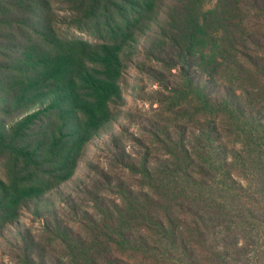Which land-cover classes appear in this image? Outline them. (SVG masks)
Here are the masks:
<instances>
[{
	"label": "trees",
	"instance_id": "trees-1",
	"mask_svg": "<svg viewBox=\"0 0 264 264\" xmlns=\"http://www.w3.org/2000/svg\"><path fill=\"white\" fill-rule=\"evenodd\" d=\"M208 2L0 0L7 264H264V0Z\"/></svg>",
	"mask_w": 264,
	"mask_h": 264
},
{
	"label": "rangeland",
	"instance_id": "rangeland-1",
	"mask_svg": "<svg viewBox=\"0 0 264 264\" xmlns=\"http://www.w3.org/2000/svg\"><path fill=\"white\" fill-rule=\"evenodd\" d=\"M214 1L215 0H209L208 7L213 5ZM129 63V66H127L124 71L122 82L125 103L121 107L119 124L112 125V128H114L113 132L119 129L120 124H124L130 127V130L138 132L137 123H139V121L143 122L152 119L155 114L154 109L161 106L160 100L165 99L162 94L168 93L157 80H153V77H151L149 73H143L139 71L132 62ZM175 72L176 71L173 70V73ZM167 73L169 77L171 76L170 78L177 81L176 76L170 75L169 72ZM161 110V108L158 109V111ZM107 137V134H103L93 140V144L88 147V155L86 156L88 160L92 158L97 145L104 139H107ZM128 143L130 144L131 142ZM85 166V161L80 163L76 177L83 172ZM31 217L32 215L26 210L24 212L23 221L30 222L32 221ZM5 249L4 241L0 238V264H7L8 261H10L8 255H4Z\"/></svg>",
	"mask_w": 264,
	"mask_h": 264
}]
</instances>
